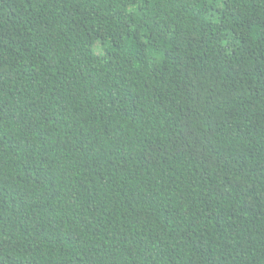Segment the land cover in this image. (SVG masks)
Wrapping results in <instances>:
<instances>
[{"label": "trees", "instance_id": "16d2710c", "mask_svg": "<svg viewBox=\"0 0 264 264\" xmlns=\"http://www.w3.org/2000/svg\"><path fill=\"white\" fill-rule=\"evenodd\" d=\"M0 264H264V0H0Z\"/></svg>", "mask_w": 264, "mask_h": 264}]
</instances>
